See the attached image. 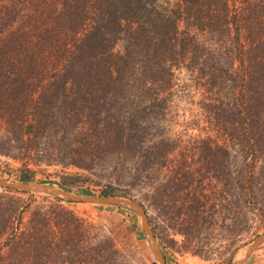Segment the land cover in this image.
<instances>
[{
  "label": "trees",
  "instance_id": "trees-1",
  "mask_svg": "<svg viewBox=\"0 0 264 264\" xmlns=\"http://www.w3.org/2000/svg\"><path fill=\"white\" fill-rule=\"evenodd\" d=\"M178 92L180 124L227 156L232 220L264 225V0H0V158L19 182L114 171L132 142L145 183L149 132ZM93 230L62 200L0 188V264H94L79 253Z\"/></svg>",
  "mask_w": 264,
  "mask_h": 264
},
{
  "label": "rangeland",
  "instance_id": "rangeland-1",
  "mask_svg": "<svg viewBox=\"0 0 264 264\" xmlns=\"http://www.w3.org/2000/svg\"><path fill=\"white\" fill-rule=\"evenodd\" d=\"M184 76L183 72L177 78L181 81ZM179 94L181 92L172 98L174 108L170 114L160 117L163 121L160 129L149 132L146 146L152 155L145 183L132 182V142L131 147L119 155L114 171L61 172L58 168L43 167L37 172L34 183L82 197L106 193L141 205L145 202L143 208L149 226L166 264H232L256 237L264 234V225L247 227L241 216L236 222L232 220L230 193L225 181L227 156H214V145L202 144L194 127L185 128L180 124L187 117L182 115L183 101ZM152 119L157 117L152 115ZM176 121L179 125L172 126ZM166 138L179 142L163 143V153L171 152L158 158L157 143ZM216 162L221 164L223 177L218 189L212 170ZM18 167L0 158V178L19 182ZM76 173L81 175L77 183L70 187L60 184V176ZM27 194L33 195L37 202L42 198L53 199L44 194ZM62 203L94 228V238L80 247L82 260L94 264H157L138 214L112 206ZM102 252L103 257H98ZM54 262H58L57 258ZM243 264H264V245L254 250Z\"/></svg>",
  "mask_w": 264,
  "mask_h": 264
},
{
  "label": "water",
  "instance_id": "water-1",
  "mask_svg": "<svg viewBox=\"0 0 264 264\" xmlns=\"http://www.w3.org/2000/svg\"><path fill=\"white\" fill-rule=\"evenodd\" d=\"M0 188L20 192V193H36L52 196L58 200H62L73 204H93L101 206H112L125 210H129L138 214L141 218L142 231L145 234L146 240L150 246L151 252L155 258L157 264H166L163 255L156 243L155 235L153 234L145 209L141 204L134 200H129L121 197L114 196H88L82 197L77 196L67 191L55 188L49 185L35 184V183H22V182H12L0 178ZM261 245H264V234L259 235L256 239L245 248L244 255L232 262V264H243L249 255Z\"/></svg>",
  "mask_w": 264,
  "mask_h": 264
},
{
  "label": "bare ground",
  "instance_id": "bare-ground-1",
  "mask_svg": "<svg viewBox=\"0 0 264 264\" xmlns=\"http://www.w3.org/2000/svg\"><path fill=\"white\" fill-rule=\"evenodd\" d=\"M243 255H244L243 253H242V254H240L239 258H241ZM242 258H243V257H242ZM242 258H241V259H242Z\"/></svg>",
  "mask_w": 264,
  "mask_h": 264
}]
</instances>
